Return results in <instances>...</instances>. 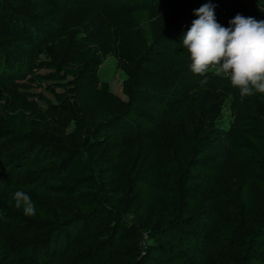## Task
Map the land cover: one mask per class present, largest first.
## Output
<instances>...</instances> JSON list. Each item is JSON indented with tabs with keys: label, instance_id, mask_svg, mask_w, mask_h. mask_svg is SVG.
Listing matches in <instances>:
<instances>
[{
	"label": "rangeland",
	"instance_id": "rangeland-1",
	"mask_svg": "<svg viewBox=\"0 0 264 264\" xmlns=\"http://www.w3.org/2000/svg\"><path fill=\"white\" fill-rule=\"evenodd\" d=\"M47 1L22 3L40 7ZM53 1L62 9L46 31L36 34L35 49L21 53L22 76L7 75L19 94L7 110L44 111L55 103L53 93L62 99L72 93L78 111L68 133L78 141L89 137L107 142L110 134H115L131 142L123 154L111 156L108 163H99L96 155L83 151L99 187L76 192L58 173H39L46 165L36 160V149L27 163L33 173H21L14 165L15 156L26 153L28 144L22 151H0V264H199L203 254L216 256L219 264H261L245 246L231 242L225 231H250L258 219L245 205L246 173L233 163L224 136L216 143L222 153L219 165L186 167L187 182L197 187V194L187 201L179 220L170 218L163 198L151 189L148 180H138L136 173L142 159L150 167L157 160L165 161L176 170L191 151L172 135L164 119L168 110L186 97L197 103L193 90L199 76L190 70L189 53L182 44L197 18L194 10L211 3L216 21L229 27L237 14L264 20V0ZM157 9L162 14L180 15L174 29L162 37L154 35L157 20L153 11ZM115 35L138 62L134 82L116 67ZM89 46H96L102 57L94 86L76 82L61 71L77 52ZM14 71L20 70L16 67ZM231 101L226 102L218 123L224 129L233 122ZM18 190L31 197L36 215L27 217L15 207L13 195ZM87 213L90 220L82 236L72 217ZM152 213L159 214L172 252H165L163 243L142 229L143 218ZM119 222L141 232L142 237L131 244L135 251L124 247L129 241L120 236ZM65 229L70 233L62 240ZM97 242L100 246L93 247Z\"/></svg>",
	"mask_w": 264,
	"mask_h": 264
},
{
	"label": "trees",
	"instance_id": "trees-1",
	"mask_svg": "<svg viewBox=\"0 0 264 264\" xmlns=\"http://www.w3.org/2000/svg\"><path fill=\"white\" fill-rule=\"evenodd\" d=\"M61 9L53 0L40 7L24 5L22 0H0V151L5 154L11 149L21 150L28 144L26 153L15 156V167H19L21 173H33L27 163L31 160L30 154L36 149V160L46 165L39 173H58L72 192H76L99 187L93 168L85 162L83 151H87L90 156L96 155L99 163H108L112 160L111 156L123 154L131 140L110 134L107 142L93 141L89 137L78 141L73 134L68 133L78 111L72 93L70 98L62 99L50 89L55 103L44 111L11 113L7 110L19 99L15 84L7 79V75L15 78L22 76L21 53L35 49L36 34L46 31L53 16ZM153 17L157 20L154 29L156 37L167 35L180 19L176 12L162 14L160 9L153 11ZM112 48L117 69L125 74L129 82H134L138 75V62L119 35L114 36ZM101 64L100 51L96 46H89L77 52L69 63L62 66L61 71L65 77L94 86L97 83V69ZM16 67L20 71L14 73ZM201 79L204 78H197L193 90V98L197 103L186 97L170 108L164 119L165 125L180 144L191 147L187 160L172 170L165 161L157 160L150 167L142 159L136 178L140 181L148 180L151 189L163 198L170 218L179 220L185 213L187 201L197 194V187L187 182L186 167L219 165L222 153L216 148V143L219 137L224 136L233 163L246 173L245 205L258 219L250 231L238 232L230 228H225V231L231 242L245 246L257 261L264 264V94L256 93L241 98L239 89L233 88L227 78L213 75L212 72L207 75V84L204 86L200 84ZM230 98L233 122L224 129L218 123ZM21 157L27 158L23 160ZM120 207L122 205H118ZM115 218L116 221L120 219ZM89 220L88 213L72 217L73 225L82 231V236L87 232ZM142 222V229L156 242L163 243L165 252H172L173 248L167 246L159 214L152 213L143 218ZM117 225L120 236L129 241L124 247L130 252L135 251L131 244L142 237L141 232L122 222ZM69 233L70 230L65 229L60 239H66ZM100 244L94 243L93 247L97 248ZM23 254L28 255L29 250ZM199 264H219V261L212 254H203Z\"/></svg>",
	"mask_w": 264,
	"mask_h": 264
},
{
	"label": "clouds",
	"instance_id": "clouds-1",
	"mask_svg": "<svg viewBox=\"0 0 264 264\" xmlns=\"http://www.w3.org/2000/svg\"><path fill=\"white\" fill-rule=\"evenodd\" d=\"M214 7L205 3L194 10L197 18L182 38L190 70L204 78L201 86L207 84L211 70L239 89L241 98L264 94V20L237 14L229 21L230 26L224 27L216 21ZM13 199L25 216L36 215L35 204L24 191H16Z\"/></svg>",
	"mask_w": 264,
	"mask_h": 264
}]
</instances>
